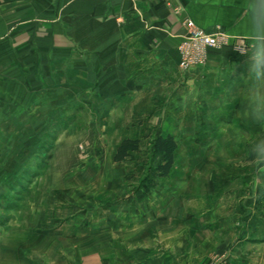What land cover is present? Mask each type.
<instances>
[{"label":"rangeland","instance_id":"obj_1","mask_svg":"<svg viewBox=\"0 0 264 264\" xmlns=\"http://www.w3.org/2000/svg\"><path fill=\"white\" fill-rule=\"evenodd\" d=\"M76 104L26 109V141L19 149L15 141L2 144L0 264H264V222L252 225L263 234L249 235L248 246L233 234L245 212L238 185L255 164L248 154L264 165L250 133L213 110L186 109L192 119L180 126L160 124L158 110L152 120L117 125L97 120L101 102ZM198 113L205 124L194 119ZM168 135L178 149L162 178L155 170L164 158L152 142ZM127 139L140 148L116 163ZM220 220L227 221L219 227ZM207 242L228 246L211 256ZM184 243L191 246L183 250Z\"/></svg>","mask_w":264,"mask_h":264},{"label":"crops","instance_id":"obj_2","mask_svg":"<svg viewBox=\"0 0 264 264\" xmlns=\"http://www.w3.org/2000/svg\"><path fill=\"white\" fill-rule=\"evenodd\" d=\"M257 14L264 15V0H0V149L14 141L19 149L26 141V109L71 110L79 101L83 109L101 102L94 107L97 120L117 125L145 117L180 126L192 119L186 109L213 110L255 142L264 133V123L248 110L249 90L264 84ZM189 21L219 46L205 49L202 66L183 71L179 50ZM194 119L205 124L204 113ZM258 156L248 154L255 164L238 185L245 212L242 226L235 219L233 234L244 235L243 246L253 239L249 235L263 234L264 165ZM185 243L183 250L191 246ZM227 244L204 246L214 256Z\"/></svg>","mask_w":264,"mask_h":264},{"label":"built area","instance_id":"obj_3","mask_svg":"<svg viewBox=\"0 0 264 264\" xmlns=\"http://www.w3.org/2000/svg\"><path fill=\"white\" fill-rule=\"evenodd\" d=\"M189 35L187 41L180 47L181 69L189 71L204 64L205 49L219 46L218 39L198 28L193 22H188Z\"/></svg>","mask_w":264,"mask_h":264},{"label":"trees","instance_id":"obj_4","mask_svg":"<svg viewBox=\"0 0 264 264\" xmlns=\"http://www.w3.org/2000/svg\"><path fill=\"white\" fill-rule=\"evenodd\" d=\"M154 151L161 154L164 158V164L160 165L155 171L156 174L162 178H167L175 164V154L178 145L173 136L158 137L152 142ZM140 148V141L127 139L121 143L115 155V162H124L129 158L130 154L137 152Z\"/></svg>","mask_w":264,"mask_h":264},{"label":"clouds","instance_id":"obj_5","mask_svg":"<svg viewBox=\"0 0 264 264\" xmlns=\"http://www.w3.org/2000/svg\"><path fill=\"white\" fill-rule=\"evenodd\" d=\"M256 20L261 22L259 35L264 39V15L257 14L254 16V21ZM248 100V110L251 118L264 123V84L251 88L248 93ZM255 148L264 153V133L256 138Z\"/></svg>","mask_w":264,"mask_h":264}]
</instances>
